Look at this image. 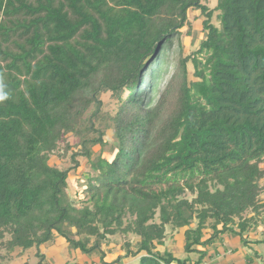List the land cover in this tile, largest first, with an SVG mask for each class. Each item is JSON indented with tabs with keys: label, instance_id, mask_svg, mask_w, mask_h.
I'll return each instance as SVG.
<instances>
[{
	"label": "trees",
	"instance_id": "1",
	"mask_svg": "<svg viewBox=\"0 0 264 264\" xmlns=\"http://www.w3.org/2000/svg\"><path fill=\"white\" fill-rule=\"evenodd\" d=\"M56 237L100 264L233 241L264 264V0H0V264Z\"/></svg>",
	"mask_w": 264,
	"mask_h": 264
},
{
	"label": "rangeland",
	"instance_id": "2",
	"mask_svg": "<svg viewBox=\"0 0 264 264\" xmlns=\"http://www.w3.org/2000/svg\"><path fill=\"white\" fill-rule=\"evenodd\" d=\"M196 16L197 13L195 12L189 13V18L194 25V30L193 36L190 39H183V51L185 55L189 54L192 50L196 49L201 40V24ZM167 77L169 76L167 75L164 78L163 75V77L160 79L159 88L163 87V84L166 82ZM102 100L104 104H107V109L108 107H112V105L109 103L110 101L108 99V95L103 96ZM106 140H111L110 136L107 137ZM69 141L72 142V139L70 138ZM68 156L69 155H67L65 159H59L58 157L53 156L50 159L49 163L59 167H66L69 165ZM88 170L89 168L86 160L80 159V166L77 169L76 173L70 174L67 183L68 194L72 198V200H81L85 198V194L82 192V187L80 186V184L84 182V179L83 177H81V174L88 172ZM171 235L172 234L168 233L166 244L171 247L172 252L179 254L181 252L180 237L177 234H174L175 236ZM258 238H260V236H258ZM174 241H176V243ZM219 247L221 248L219 251V256H214L211 261L206 260L205 264H243L245 254L246 252H248L245 248L241 247L238 242L234 241L232 242V244H229L228 242L218 244V248ZM233 249H237V251L234 253L232 251ZM102 250L105 254L109 253V249L105 245L102 247ZM36 252V249H31L26 252L16 250L11 255H5L9 263L5 261L3 264H100V262H98V255L93 256L94 260H91V258H88V260H86V258H84L79 251L70 250L69 247L64 243V240L60 239L59 237H56L53 243H49L45 246L40 247L39 252L42 255L44 254L43 259L38 258L36 256ZM224 253H226V255ZM107 260L108 262H110L109 260H112V258L108 256ZM133 263L134 261L130 263L124 261L122 264ZM256 264H258V261L256 262Z\"/></svg>",
	"mask_w": 264,
	"mask_h": 264
}]
</instances>
